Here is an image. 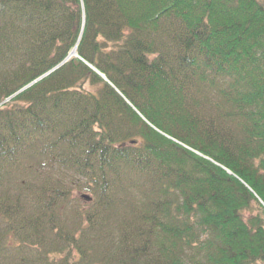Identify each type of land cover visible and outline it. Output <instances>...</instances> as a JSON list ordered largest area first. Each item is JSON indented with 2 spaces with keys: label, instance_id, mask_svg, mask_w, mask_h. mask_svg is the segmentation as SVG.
I'll use <instances>...</instances> for the list:
<instances>
[{
  "label": "trees",
  "instance_id": "16d2710c",
  "mask_svg": "<svg viewBox=\"0 0 264 264\" xmlns=\"http://www.w3.org/2000/svg\"><path fill=\"white\" fill-rule=\"evenodd\" d=\"M0 264H264V0H0Z\"/></svg>",
  "mask_w": 264,
  "mask_h": 264
},
{
  "label": "water",
  "instance_id": "95a60500",
  "mask_svg": "<svg viewBox=\"0 0 264 264\" xmlns=\"http://www.w3.org/2000/svg\"><path fill=\"white\" fill-rule=\"evenodd\" d=\"M71 55H75V50L72 51ZM81 200L85 201V202H90L91 201V198L88 196V195H80L79 197Z\"/></svg>",
  "mask_w": 264,
  "mask_h": 264
}]
</instances>
